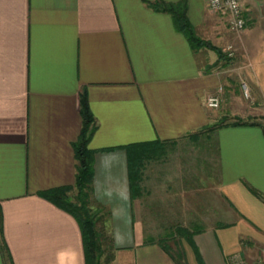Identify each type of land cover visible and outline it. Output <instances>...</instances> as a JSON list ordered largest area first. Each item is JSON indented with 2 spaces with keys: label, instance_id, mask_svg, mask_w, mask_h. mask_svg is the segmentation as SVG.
Listing matches in <instances>:
<instances>
[{
  "label": "crops",
  "instance_id": "obj_1",
  "mask_svg": "<svg viewBox=\"0 0 264 264\" xmlns=\"http://www.w3.org/2000/svg\"><path fill=\"white\" fill-rule=\"evenodd\" d=\"M149 1L0 0V264H85L76 219L39 195L74 182L82 91L95 119L90 207L108 218L113 263L154 246L150 217L194 232L185 250L197 264L195 250L203 264L252 263L264 250V125L252 110L264 107V0H240L239 32L206 0H163L184 1L221 56L192 49ZM217 93L220 109L257 123L206 130L215 120L205 99ZM155 139L164 154L145 163L132 199L123 146Z\"/></svg>",
  "mask_w": 264,
  "mask_h": 264
},
{
  "label": "trees",
  "instance_id": "obj_2",
  "mask_svg": "<svg viewBox=\"0 0 264 264\" xmlns=\"http://www.w3.org/2000/svg\"><path fill=\"white\" fill-rule=\"evenodd\" d=\"M147 5L155 11L169 13L172 16L175 28L185 36L192 49L205 47L216 51L219 56L223 54L220 48L197 35L194 26L187 18V7L184 1L166 2L163 0H156L147 2ZM79 112L82 118V127L77 140L73 143L76 161L74 182L69 185L42 191L39 195L58 208L68 212L76 219L81 231L85 264H101L102 235L97 231L95 225L97 224L96 219L89 209L91 208L90 203L94 176L93 158L96 152L88 147V142L94 129L95 119L89 107L86 91H82L79 95ZM224 124L241 125L256 123L249 121H234ZM216 127L217 126H210L207 127L206 130H211ZM165 147L166 142L158 139L123 146L126 153L129 192L132 199L138 198L143 192L141 182L145 163L151 159L161 157L164 154ZM106 150L109 149H102L100 151ZM250 190L255 196H261L257 190L253 188H250ZM170 234H172V236L178 235L184 238L189 244L193 245L194 232L182 226L173 228ZM107 241L109 247L113 249L112 237H108ZM1 242L2 229L0 219V243ZM148 243H157L176 264H185V261L184 263L181 261L183 252L177 251V254L172 252L164 238H158L157 240L150 239ZM195 252L199 264H203L197 250H195Z\"/></svg>",
  "mask_w": 264,
  "mask_h": 264
},
{
  "label": "rangeland",
  "instance_id": "obj_3",
  "mask_svg": "<svg viewBox=\"0 0 264 264\" xmlns=\"http://www.w3.org/2000/svg\"><path fill=\"white\" fill-rule=\"evenodd\" d=\"M239 91L240 94L242 96V99L244 101V103H247V106L252 108L253 107V99H251L250 94H251V90L247 87V86H242L239 87ZM213 95V94H212ZM206 106V105H205ZM259 108V106L257 107ZM257 108H252L253 110V114L256 118V120L251 119V121H257L258 123H262L264 125V107L257 109ZM231 109H235L234 107L232 108L231 106L228 108H222L220 109V106L217 109H214V126H219L221 124L224 123H228V122H234V121H250L248 118H242L239 117L238 115H232L231 116V111H228ZM252 113V112H251ZM258 114H261L260 116H258ZM252 115V114H251ZM260 117V118H259ZM256 122V123H257ZM213 138V137H212ZM209 164H207V168ZM210 169V168H209ZM91 210V213L94 215L95 219H96V229L97 231L100 232V234L102 235V242H101V264H117V263H113V260L115 258V248L112 245L113 249L109 247L107 238L111 237L110 232L107 229V225L105 227L104 225V220L107 221L108 218L104 217V213L101 212V214L98 215V213L96 212V210H92L91 208H89ZM153 212V211H152ZM156 212V210H155ZM168 218H166L165 220H163V217H150V218H146V222H145V229L146 231L143 233L145 235V238L147 237V241L149 242L150 239H154L157 240L158 238H164L166 240V244L171 248L172 252H174L175 254H177L178 252H183V257L181 258V261L185 264H197L195 261L194 257H190L188 254H186V250H185V239L181 238L178 235L172 236V234H170V231L173 229V227L171 226H167L169 225V222L167 221ZM172 221V218H169ZM164 222L166 224V226L164 225ZM172 224V223H171ZM173 226V225H172ZM166 227V228H164ZM154 246L149 249H146V254L144 253L142 258L136 259L134 261L133 264H176L174 260H172L169 255H167L162 249L161 247L157 244L154 243ZM179 249V250H178ZM148 253V254H147ZM238 257H240L239 255H237ZM243 260V259H242ZM255 261V260H254ZM248 264H252L250 262H247Z\"/></svg>",
  "mask_w": 264,
  "mask_h": 264
},
{
  "label": "built area",
  "instance_id": "obj_4",
  "mask_svg": "<svg viewBox=\"0 0 264 264\" xmlns=\"http://www.w3.org/2000/svg\"><path fill=\"white\" fill-rule=\"evenodd\" d=\"M207 7L212 12H222L228 16L230 30L239 32L246 26L244 16L245 8L240 0H206ZM220 94L209 95L205 99V105L211 109H217L220 105ZM227 264H248L237 255L231 256ZM252 264H264V250H261L256 260Z\"/></svg>",
  "mask_w": 264,
  "mask_h": 264
}]
</instances>
